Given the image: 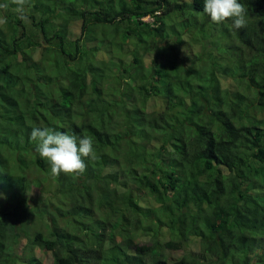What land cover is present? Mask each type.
I'll return each mask as SVG.
<instances>
[{
  "label": "trees",
  "instance_id": "16d2710c",
  "mask_svg": "<svg viewBox=\"0 0 264 264\" xmlns=\"http://www.w3.org/2000/svg\"><path fill=\"white\" fill-rule=\"evenodd\" d=\"M240 2L247 25L236 30L212 22L204 0H30L27 19L0 0V264L20 263L22 238L51 264H189L166 253L186 246L199 264H264V0ZM69 17L81 21L73 38ZM110 27L141 43L118 59L128 78L116 90L97 68L99 46L78 59L94 30L116 42ZM33 127L91 137L95 159L82 174L53 175Z\"/></svg>",
  "mask_w": 264,
  "mask_h": 264
},
{
  "label": "rangeland",
  "instance_id": "374dc122",
  "mask_svg": "<svg viewBox=\"0 0 264 264\" xmlns=\"http://www.w3.org/2000/svg\"><path fill=\"white\" fill-rule=\"evenodd\" d=\"M59 5V4H58ZM62 5H65V3H62ZM60 6V5H59ZM186 11L190 12L191 9H187ZM185 13L187 17H189V19L185 20V23L189 24L191 23L192 19H194L195 17H193L195 14H189V13ZM176 14L175 11H172L170 13L169 16H167L166 18L169 20L173 19V16ZM201 15V14H200ZM54 17V16H53ZM201 17V16H200ZM147 20H152V18L150 16L146 17ZM54 20V21H53ZM53 20H49L47 22V24L49 25V27L51 28L53 26V22L55 23L56 27L59 26L60 24H62L63 21H66L67 18L64 19V14H62V17L53 19ZM172 22L174 20H171ZM203 19L198 20V24L195 25V36H198V33L202 34L203 31ZM80 25H81V21L80 19H73L72 17L68 18V30L66 29V31L64 32L66 35V38H73L76 37L77 35H79V31H80ZM178 28L184 27L182 23L177 24ZM95 32L92 34L93 36L91 37H87L84 39V37L80 40L79 42V52H78V59L79 56H82L83 59L88 58V55L91 53V47L99 46L98 50H93L94 51V59L97 60V68H104L108 71L109 74V81L107 83L106 86H109V90H116L119 85H120V80H126L128 78V73L127 70H120L119 72H117L118 69H122V65L120 61H118V59L120 58L121 60L123 59H127L128 56H130V52L128 50L133 49L135 46H137L136 43H138V40H135L134 38H136L135 35H129L126 32H124L123 30L120 32V34H118V32H116V30L113 29V27H110V31H109V36L110 37H115V35H118V38L116 39V42H113L112 44H108L106 40H103V38H101V34L100 32L94 30ZM87 35V34H85ZM232 35L233 37L238 41V39L235 37V34L232 30ZM202 37V36H201ZM171 37L169 36V39ZM162 41V40H161ZM139 46H141V43H138ZM196 43H194L193 47L197 48V46H195ZM40 49V47H37ZM90 48V49H89ZM89 52V53H88ZM129 53V54H128ZM59 54H54L52 51H50L49 55V62L52 63V59L54 58L53 56H57ZM264 56V53L260 54L258 56V58H262ZM194 57V56H193ZM81 58V59H82ZM109 58V59H108ZM151 57L149 56V54L147 53L146 55H142V59H143V63L144 66H147L149 64V59ZM190 58V57H189ZM42 59L41 57L39 58V60ZM77 59V60H78ZM101 59H108L107 61H100ZM75 60V61H77ZM189 60V59H188ZM74 61V62H75ZM128 60H124V63L127 62ZM70 62H72L70 59L67 61V64L71 65ZM95 62V61H94ZM73 64V63H72ZM96 68V69H97ZM60 66L59 64L54 66L52 65V77H59V73H62L60 70ZM97 69V70H98ZM120 73V75H119ZM71 78H73V76H71ZM71 82H73V80H71ZM126 82H124L125 84ZM231 80L230 79H223V84H230L231 85ZM126 85V84H125ZM102 87V86H101ZM104 89H107L105 86L102 87ZM247 136V137H245ZM250 136V134L248 133V131L246 129L242 130V134H239L238 137V141L237 143L239 145H241L242 143L245 142L246 138H248ZM249 174L250 171H247ZM257 201L255 199V197H253L252 195H248V198L246 199V206L245 209L247 211H254L257 212L258 209L257 207ZM259 205V204H258ZM35 218H37L35 216ZM179 226L180 228H183L184 226V220L182 218V216L180 215L179 218ZM165 237H168L167 232L165 231ZM148 236H141L140 237V246H142V243H150V240L148 239ZM26 242L25 238H22L20 244L15 248L14 253L18 255V257L20 258V263L19 264H23L25 261V258L27 255L30 256H36L37 259L36 260H40L43 264H51L52 262V256L51 253L49 251H44L39 247H28L25 246L24 243ZM145 245V244H144ZM192 247H196L195 245H192ZM187 250H185L184 248H180V249H168L166 250V253L169 255L170 257H178L180 255H184L189 259V264H199L198 262H196L197 259H195L194 257H191V255H189L188 253V246L185 247ZM150 256V255H149ZM39 264V263H37Z\"/></svg>",
  "mask_w": 264,
  "mask_h": 264
},
{
  "label": "clouds",
  "instance_id": "9594fccd",
  "mask_svg": "<svg viewBox=\"0 0 264 264\" xmlns=\"http://www.w3.org/2000/svg\"><path fill=\"white\" fill-rule=\"evenodd\" d=\"M185 2L191 5L193 0ZM12 3L17 6L21 19H27L25 6L30 5V0H12ZM7 7V4H0V9ZM204 13L214 23L230 20L232 29L239 30L247 25V9L240 0H204ZM4 23L6 18H0V25ZM30 140L36 142V151L47 161L55 176L82 174L86 169L85 158L95 159L93 141L87 135L77 137L52 127H33Z\"/></svg>",
  "mask_w": 264,
  "mask_h": 264
},
{
  "label": "built area",
  "instance_id": "2783aa9c",
  "mask_svg": "<svg viewBox=\"0 0 264 264\" xmlns=\"http://www.w3.org/2000/svg\"><path fill=\"white\" fill-rule=\"evenodd\" d=\"M149 15L142 16L143 19H146ZM151 17V16H150ZM152 18V17H151ZM147 20V19H146Z\"/></svg>",
  "mask_w": 264,
  "mask_h": 264
}]
</instances>
